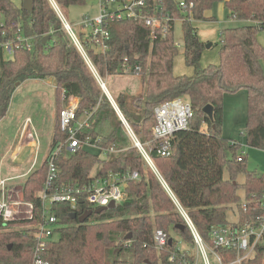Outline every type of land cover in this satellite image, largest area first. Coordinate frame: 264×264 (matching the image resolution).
Wrapping results in <instances>:
<instances>
[{"label":"trees","instance_id":"trees-1","mask_svg":"<svg viewBox=\"0 0 264 264\" xmlns=\"http://www.w3.org/2000/svg\"><path fill=\"white\" fill-rule=\"evenodd\" d=\"M180 1L147 0L149 12L169 17L171 27L165 34L155 31L151 35L150 28L140 19H120L108 13L102 23L109 33L108 49L98 51L88 38L83 41L101 78L105 74L123 73L121 66L125 58L141 67L130 74L139 77L143 91L119 93L115 98L141 142L151 139L156 105L176 97L190 103L192 116L188 127L170 140L169 154L162 156L152 150L150 155L201 236L211 243L212 226L236 219L243 224L261 212L259 200L264 193V173L248 171L245 156L237 160L240 144L222 134V101L226 92L246 90V144L264 150V46L257 39L259 31L264 30V0L224 1L229 18L250 23L220 29L219 61L206 66L200 63L205 44L199 40L192 20H208L205 11L218 0H182L192 3L191 18L179 6ZM54 2L63 10L82 5L85 0ZM175 20L181 21L183 59L186 66L193 68L191 75L173 72V60L178 52L173 37ZM45 36L48 37L42 42ZM7 41L12 44V57L6 59L1 44ZM28 79H48L54 87L57 111L49 154L67 138L68 132L60 129L59 112L72 96L77 98V119L89 112L88 126L80 128L77 135L89 136L101 148L116 149L101 158L92 148L69 152L63 147L55 159L58 185L86 182L95 167L97 176L127 170L140 175V180L127 181L125 197L115 208L93 213L83 223L71 218V214H82L86 204H78L75 210L66 202L53 204L59 224L55 229L57 235L40 246V258L47 264H181L183 258H188L187 250L178 251L177 246L181 239L192 245L190 230L156 173L133 146L51 1L33 0L32 9L25 11L13 0H0V119L6 114L16 87ZM207 104L212 106L211 116L203 111ZM48 159L22 185L24 200L33 204L32 218L10 220L7 222L10 229L0 232V264L32 262L38 244L34 227L41 218V200L36 192L43 186ZM239 174L244 175L241 183L236 180ZM232 205L238 215L230 221L227 212ZM177 224H184V229L176 227ZM155 229H162L171 238V243L161 250L154 243ZM172 231L181 239L174 238ZM128 234L131 236L126 239ZM215 250L224 263L236 256L233 249L216 247ZM242 264H264V243L257 244L253 255Z\"/></svg>","mask_w":264,"mask_h":264},{"label":"built area","instance_id":"built-area-1","mask_svg":"<svg viewBox=\"0 0 264 264\" xmlns=\"http://www.w3.org/2000/svg\"><path fill=\"white\" fill-rule=\"evenodd\" d=\"M50 1L62 21L63 28L66 30L69 38L96 76L100 86L105 84L101 80L87 53L84 41L72 29L54 0ZM99 2H101L99 15L95 16L93 19L85 18L81 24L83 27L90 26V32L87 38L98 51L104 52L108 49L107 40L109 38V33L102 26L103 19L108 13H113L120 19H140L150 28L151 35H154L155 31H160V33L165 34L171 27L169 17L160 16L154 12L148 11L147 0H99ZM112 2L116 3L114 10H107V4ZM179 6L188 12L190 18L192 17V3L187 4L181 0ZM1 45H3L4 54L8 53L12 55L11 42L7 41ZM121 70L125 74H130V72L141 70V67L138 64L128 63L125 58ZM109 101L117 112L123 127L132 140L133 146L141 154L147 165L156 173L166 192L176 205L185 225L190 230L192 235L191 246L193 248L191 251L186 246L182 247L180 240L178 241L177 250H187V254L189 255L188 258L182 259L181 264H198L200 256L204 259L203 264H210L207 256L208 251L214 255L219 264H242L245 260L251 257L255 246L259 243H264V193L259 200L261 208L260 213H258L252 220H247L243 224L236 219L234 222L212 226L209 232L211 243H208L197 230L178 197L166 184L151 158L150 153L152 150H155L157 154L162 156L168 155L171 150L170 140L175 138L178 133L187 129L188 121L192 116L190 103L182 98L176 97L156 105L153 110L156 121L151 127V139L146 142H141L133 132L126 118L123 116L115 99L110 96ZM77 105V98L72 96L68 98V103L63 105L60 109V129L67 131L68 135L55 151L46 155V157H49L46 177L41 190L38 192V197L41 200V218L35 225L33 233L38 244L33 251L31 264H47L46 261L40 258L38 249L42 248L40 246H43L46 240L54 238L57 235L55 229L58 228L59 224L58 219L52 210L53 204L66 202L69 204L71 210H75L77 205L80 204L79 200H82L83 204H86L83 212L88 209L93 210L100 206H106L111 201L117 205L125 197V186L127 181L140 180V175L135 170H127L123 173H109L107 176H97L95 170L90 173V179L81 184H57L59 169L55 165V159L63 147L69 152H74L82 147L92 148L93 150H97V153L101 158L116 151L113 146L101 148L97 144V141L92 140L89 136L80 138L77 135L80 128L88 126L89 118V112H85L84 118H76ZM25 121L28 123V118H26ZM243 158V152L239 153L237 160L241 161ZM10 193L11 190H9L6 185V179H0V232L10 229L7 224L10 220H19L23 218L30 219L33 216V204L19 199L12 200ZM22 206L24 207V214L22 213ZM242 206L245 208L244 203ZM153 237L155 246L158 250L163 249L168 243L169 237L162 229H155ZM216 247L235 250V258L224 263L215 250ZM173 259L174 253L171 256V260Z\"/></svg>","mask_w":264,"mask_h":264},{"label":"rangeland","instance_id":"rangeland-1","mask_svg":"<svg viewBox=\"0 0 264 264\" xmlns=\"http://www.w3.org/2000/svg\"><path fill=\"white\" fill-rule=\"evenodd\" d=\"M13 2L16 5L21 6L23 0H13ZM100 3L101 2H99V0H85V3L82 5H72L68 8L60 10L65 19L70 23L72 29L77 33L76 26L79 24L81 25L83 19H93L95 16L99 15L101 9ZM115 6L116 3L114 2L108 3L107 10H114ZM245 23L250 22L231 19V21L226 23L222 22L218 25L219 28H223L225 26H239ZM83 29V31L88 32L90 31V26H85ZM173 37L178 47V52L173 60L174 74L190 75L192 74V70L191 68L186 67L182 58L183 43L182 26L180 20H175L174 22ZM257 39L264 46V30L259 31L257 34ZM11 57L12 55L8 53L4 54V58L6 59ZM218 59L219 44L217 38V40L214 42V45L206 49L202 54V64L203 66H206L209 63H216ZM101 80L105 83L107 90L114 99L119 93L134 94L136 92L138 93L143 91L144 89L141 87V81L139 77L134 74H105ZM222 102V134L225 137L233 139L240 144V150L238 153L243 152V155L245 156L246 168L248 171L254 172L256 174L264 173V150L251 147L246 144V137L244 134V127L247 118L246 90L239 89L234 92H226L223 95ZM67 103L68 101L63 105H66ZM55 108V91L51 81L48 79H28L16 87L11 96L7 112L0 119V179H9L11 177L10 180H6V185L8 188L14 186L10 193L12 200H24L22 194V185L25 179L31 172L41 165L49 151L48 148L54 126ZM26 117L28 118L30 124H28L29 126H26L25 128L26 131H30L28 132V138H30L29 142L34 140L36 145L28 147L26 151L21 153L16 150H11L10 144L13 142L15 130L20 128V126L22 127L23 123H25L23 121L26 119ZM79 119H81V117ZM198 137H202V135ZM146 141L148 140L143 142ZM14 143L17 142L15 141ZM10 155H14L15 160H12ZM34 160L35 163L32 166ZM225 177H227L226 172ZM236 180L239 183L243 182L244 175L239 174ZM36 193L38 195V192ZM238 193L243 198V191L241 189L238 190ZM21 209L22 213L24 214V207L22 206ZM237 215L236 207L232 205L227 212V218L230 221H233L236 219ZM26 226L27 225H25L24 228H26ZM171 233L174 238H177L178 240L181 239L180 235L176 232L172 231ZM181 240L180 244L182 247L186 246L190 251L193 249L190 243L188 244L187 242ZM207 256L210 264H219L217 259L210 251L207 252ZM203 262L204 259L202 256H200L198 264H203Z\"/></svg>","mask_w":264,"mask_h":264},{"label":"crops","instance_id":"crops-1","mask_svg":"<svg viewBox=\"0 0 264 264\" xmlns=\"http://www.w3.org/2000/svg\"><path fill=\"white\" fill-rule=\"evenodd\" d=\"M224 1L225 0H218L217 2L214 3V5L210 9H207L205 11V17H207L208 20H195V19L192 20L193 25L196 27L197 35H198L199 40L201 42H203L204 44H207L208 42L211 43V45L209 47H207V48L205 47V49L203 50L202 54L205 52L206 49L212 47L214 45L215 40H217L219 31H220V29H222V28H219L218 24L222 23V22L226 23L228 21H231V19H232V18H229L227 16V9L224 6ZM76 27H77V29H76L77 34L79 36H80V34H82V38L81 37L80 38L82 40L83 39L86 40V38L88 37V34H89L90 31H88V32L83 31L84 27L82 25H80V24L77 25ZM229 27H234V26H229ZM223 28H226V26L223 27ZM202 54H201V58H200V63L203 66V64H202ZM182 58H183V53H182ZM218 61H219V59H218ZM218 61L216 63H218ZM186 67L191 68V70L193 72V68L192 67H190V66H186ZM173 68H174V62H173ZM56 111L57 110L55 108L54 122H55ZM81 118H84V116H82ZM25 120L23 121L25 123H23L22 127L20 126V128H17L15 130V133L13 135V142H11V144H10L11 145V148H10L11 150H16V151L21 152V153L26 151V149L28 147H32V146L36 145L34 140L32 142H29L30 138H28L29 137L28 132H30V131H28V130L26 131L25 128H26V126H29L30 124H29V122L27 123ZM53 128H54V126H53ZM19 132L21 133V135H20ZM52 134H53V132H52ZM51 140H52V136H51ZM15 141L17 143H14ZM50 143H51V141H50ZM49 147H50V144H49ZM10 157H11L12 160H15L14 155H10ZM45 158H46V156H45ZM34 163H35V160H34L32 166L34 165ZM95 170H96V168L93 171H95ZM10 179H11V177L9 179H6V180L8 181ZM13 188H14V186H12L11 188H8V189L12 191Z\"/></svg>","mask_w":264,"mask_h":264},{"label":"water","instance_id":"water-1","mask_svg":"<svg viewBox=\"0 0 264 264\" xmlns=\"http://www.w3.org/2000/svg\"><path fill=\"white\" fill-rule=\"evenodd\" d=\"M32 4H33V0H23L22 2V9H24L25 11H30L32 9ZM48 36H45L42 38V42H45V40L47 39ZM211 45V43H207L205 44V47H209ZM102 87V90L103 92L105 93V95L107 96V98L109 99V97L111 96V94L109 93V91L107 90L106 88V85L105 84H102L101 85ZM110 102V101H109ZM111 104V103H110ZM203 111L208 114L209 116L212 115V106L211 104H207L204 106L203 108ZM79 203H83L82 200H79ZM116 207V204L111 201L108 205L106 206H100V207H97L95 209H88V210H85L82 214L80 215H77L75 212H73L71 214V218H77L79 222L83 223L85 222L89 217L90 215H92L93 213H99L103 210H107V209H110V208H115ZM184 224H177L176 227L180 228L181 230L184 229ZM131 234H128L125 236L126 239L130 238ZM168 242L171 243V238L168 239Z\"/></svg>","mask_w":264,"mask_h":264}]
</instances>
